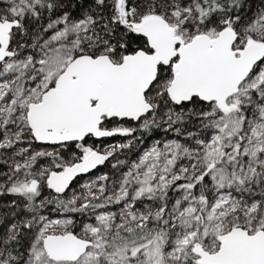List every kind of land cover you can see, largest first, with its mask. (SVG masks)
Masks as SVG:
<instances>
[{"label":"snow or ice","instance_id":"6c2138e0","mask_svg":"<svg viewBox=\"0 0 264 264\" xmlns=\"http://www.w3.org/2000/svg\"><path fill=\"white\" fill-rule=\"evenodd\" d=\"M0 264H264V0H0Z\"/></svg>","mask_w":264,"mask_h":264},{"label":"rangeland","instance_id":"374dc122","mask_svg":"<svg viewBox=\"0 0 264 264\" xmlns=\"http://www.w3.org/2000/svg\"><path fill=\"white\" fill-rule=\"evenodd\" d=\"M157 138H158V134H157ZM133 158H135V157L133 156ZM107 171H109V168L104 167V168H101L98 172H107Z\"/></svg>","mask_w":264,"mask_h":264},{"label":"flooded vegetation","instance_id":"af4514ba","mask_svg":"<svg viewBox=\"0 0 264 264\" xmlns=\"http://www.w3.org/2000/svg\"><path fill=\"white\" fill-rule=\"evenodd\" d=\"M99 170H100V169H99ZM99 170H98V171H99Z\"/></svg>","mask_w":264,"mask_h":264}]
</instances>
